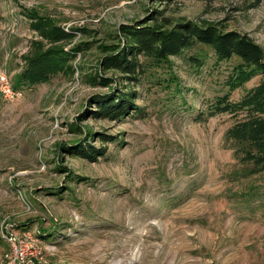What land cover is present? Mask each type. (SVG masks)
<instances>
[{"label": "rangeland", "instance_id": "rangeland-1", "mask_svg": "<svg viewBox=\"0 0 264 264\" xmlns=\"http://www.w3.org/2000/svg\"><path fill=\"white\" fill-rule=\"evenodd\" d=\"M153 9L245 34L264 51V0H0V75L19 93L0 95V264H12L5 222L31 238L22 264H264V202L247 196L264 188V170L245 175L250 165L225 139L247 112L210 108L225 95L240 102L264 74L233 87L236 62L201 46L144 62L132 81L98 71V46L121 47L119 26ZM39 17L69 36L59 45L71 71L14 88L33 43L54 46L33 28ZM95 73L134 93V110L91 117L93 99L111 91L91 84ZM86 131L96 134L86 149H103L94 160L68 152Z\"/></svg>", "mask_w": 264, "mask_h": 264}, {"label": "trees", "instance_id": "trees-1", "mask_svg": "<svg viewBox=\"0 0 264 264\" xmlns=\"http://www.w3.org/2000/svg\"><path fill=\"white\" fill-rule=\"evenodd\" d=\"M152 1L166 4L172 0ZM32 26L41 37L54 46L43 49L41 42L33 43V51L27 58L28 68L17 77L23 82L19 83L16 79L14 88H20L21 84L45 82L61 71H71L69 59L72 55L64 52L59 45L69 36L61 32L57 26L52 25L50 21L47 22L40 17L34 20ZM118 33V36L123 39L121 47L120 44L98 46L104 54L100 58L98 71L113 69L127 75V80L132 81L136 80L135 75L144 72V62L159 66L167 63L171 57H177L184 51L201 46L208 48L217 61L236 62L229 79L233 87L242 85L257 73L264 74V51L247 35L235 31H224L218 24L196 23L189 21L186 17H174L166 14L165 9L149 10L147 17L143 20L130 25H120ZM74 50L77 51L78 48ZM138 57H142L143 61ZM189 60L199 67L203 65V60L199 55L194 54L189 57ZM111 80L99 73L90 76L91 84L111 88L106 95L93 99L92 104L96 110L91 111V117L111 120L123 116L129 110H134L135 94L130 91L112 90ZM227 98L226 95L217 98L210 108L214 109V112L245 110L247 115L245 120L235 123L226 131L225 139L234 148L239 161L250 165L251 168L243 171L245 175L263 171L264 79L240 102L229 103ZM82 116L84 115L80 117ZM95 135L86 131L84 142L69 147L68 152L82 159H96L98 154H102L103 149L95 150L93 147L86 149L87 141ZM101 142L108 141L102 138ZM58 156L61 157V155ZM60 190L62 189H57V192L59 193ZM247 190V196L250 198L254 195L261 196L264 202V188ZM252 209L254 212L258 210L255 206Z\"/></svg>", "mask_w": 264, "mask_h": 264}, {"label": "built area", "instance_id": "built-area-1", "mask_svg": "<svg viewBox=\"0 0 264 264\" xmlns=\"http://www.w3.org/2000/svg\"><path fill=\"white\" fill-rule=\"evenodd\" d=\"M15 94L17 95L19 93L12 89L4 75H0V95H2L4 98H11ZM2 227H4V230L1 231V235L7 240L12 248V264H22L23 262L26 263L25 259L27 256V250L32 248L31 238L24 235L18 236L16 233H14V226L10 222H5ZM34 252L35 249L32 248L29 251V254L31 255Z\"/></svg>", "mask_w": 264, "mask_h": 264}]
</instances>
